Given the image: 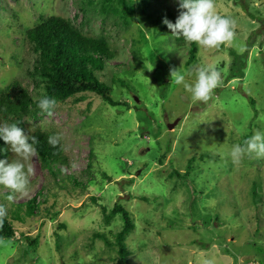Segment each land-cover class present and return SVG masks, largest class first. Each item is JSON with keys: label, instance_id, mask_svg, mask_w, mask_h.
<instances>
[{"label": "rangeland", "instance_id": "obj_1", "mask_svg": "<svg viewBox=\"0 0 264 264\" xmlns=\"http://www.w3.org/2000/svg\"><path fill=\"white\" fill-rule=\"evenodd\" d=\"M117 1L106 10L103 0H0V91L15 80L35 100L42 97V86L34 87L26 75L32 59L21 49L22 37L40 15H55L109 43L114 57L96 78L121 105L112 108L86 94L81 102L57 103L51 116L39 111L25 119L30 127L61 135L64 175L86 189L81 198L57 189L60 196L41 204L35 217L23 215V223L13 224L15 241H0V264H117L114 251L93 238L107 232L101 207L108 211L115 204L133 217L136 231L128 241L142 247L131 264H264V158L252 154L239 164L228 158L232 145L264 132V0H214L215 11L234 20V38L221 48L196 44L188 67V42L177 45L167 33L153 35L158 14L177 18L176 0H125L132 12ZM18 55L23 68L11 64ZM201 67L216 68L220 83L208 99L193 101L171 71L179 69L187 79ZM242 67V76L233 77ZM188 164L192 172L183 178ZM31 165L29 189L10 203L44 193L46 180H53L36 155ZM54 202L59 215L52 224L43 215ZM58 223L66 225L57 232L59 251ZM120 227L119 218L109 225L113 232ZM37 232L43 233L40 247L30 255L20 234Z\"/></svg>", "mask_w": 264, "mask_h": 264}, {"label": "trees", "instance_id": "obj_2", "mask_svg": "<svg viewBox=\"0 0 264 264\" xmlns=\"http://www.w3.org/2000/svg\"><path fill=\"white\" fill-rule=\"evenodd\" d=\"M113 1L103 0L102 4L108 10L115 4ZM117 4L122 7V10L124 6L126 12L133 11L132 4H126L125 0H118ZM165 18L175 23L176 18L171 12H164L162 17L158 14L156 22L153 24V35L159 37L162 33H167L176 42L175 44H185L187 41L172 35L171 31L162 23ZM22 38L21 49L24 51L26 48L32 59L31 63L26 61V75L32 78L34 87L39 88L42 86L43 95L47 94L54 97L57 103H63L70 99L81 102L83 100L82 95L92 94L112 108L121 106L111 98L112 89L96 78V73L103 72L108 66V61L114 57L109 43L103 37L85 35L78 28H75L68 19L60 16L50 15L44 17L40 15L33 26L25 28ZM188 44L186 67L194 62L197 53L196 44L190 42ZM219 47L221 48L222 45ZM11 60V64L16 67H24L22 56L18 55ZM242 70L243 67L239 73L232 76H242ZM120 84L124 85L123 82H120ZM37 101L30 91L21 87L19 82L15 80L7 86L6 90L0 91V123H18L17 126L24 130L25 135L37 138L35 145L36 158L40 167L53 178L52 181L46 180L44 193H37L23 204H12L7 201L6 197L10 190L0 186V191L6 190L0 196V202L5 206V203H10V209L7 211L2 223H0V241L4 239L15 241L18 233L15 232L13 224L15 222L23 223V215L28 220L35 217L41 204L57 198V195L60 196L57 189L63 190V192L65 190L71 192L72 190L73 193L78 194L76 198H81L84 194V188L86 189L85 185L76 177L64 175L62 166L67 164V159L62 154L61 145L59 144L56 148H53L48 143V137L55 132L41 129L39 126L30 127L27 125L25 119L31 116L35 117L40 111L37 108ZM247 138H243L242 144ZM0 149H5L0 154V159L13 160L14 153L8 150V146L2 140H0ZM91 157L92 154L90 153L89 158ZM164 158L165 156L159 158V166L163 165ZM90 169L91 164L88 163L86 171ZM191 172V167L188 164L183 178H189ZM172 173L174 177L181 178L177 172L173 171ZM103 177L111 182V179L106 177L105 174H103ZM37 196H45L46 200L38 203L36 201ZM91 200L96 201L93 198ZM141 200L148 202L146 198H141ZM55 205L56 202L52 203L47 210H44L43 215L52 224L55 223L59 215ZM101 212L107 232L94 233L93 238L101 240L108 252L114 251L113 259L117 264H131V258L134 257L136 251H142V247H133L131 241H128L129 237H133L136 231L133 217L122 204H115L108 211L105 207H101ZM115 218H119L121 227L113 232L109 229V225ZM55 228L57 230L55 233L57 251H59L60 237L57 232L65 230L66 225L58 223ZM42 235L40 232H37L34 236L20 234L24 242L22 246L26 247L27 253L30 255L37 253Z\"/></svg>", "mask_w": 264, "mask_h": 264}, {"label": "clouds", "instance_id": "obj_3", "mask_svg": "<svg viewBox=\"0 0 264 264\" xmlns=\"http://www.w3.org/2000/svg\"><path fill=\"white\" fill-rule=\"evenodd\" d=\"M178 16L175 23L166 18L162 23L177 38L195 43L206 49L216 48L234 38L235 22L233 19L221 16L215 11L214 0H176ZM186 74L179 69L171 71V78L177 85L191 95L193 101L208 99L211 92L220 83V73L214 67H201L194 73ZM137 102V101H136ZM57 100L47 94L37 101V108L43 114L52 115ZM18 123H0V140L8 150L15 154L16 159H0V186L10 190L6 200L11 202L16 194H23L29 189V177L33 174L31 160L36 154L37 138L24 134ZM61 142V135L54 133L48 137V143L56 148ZM5 149H0L2 154ZM255 154L264 158V132L256 131L244 140L243 144H234L228 152V158L234 164H239L245 156ZM7 214V208L0 203V223Z\"/></svg>", "mask_w": 264, "mask_h": 264}, {"label": "water", "instance_id": "obj_4", "mask_svg": "<svg viewBox=\"0 0 264 264\" xmlns=\"http://www.w3.org/2000/svg\"><path fill=\"white\" fill-rule=\"evenodd\" d=\"M177 124V121H175L174 123L168 125V130L172 129V127H174Z\"/></svg>", "mask_w": 264, "mask_h": 264}]
</instances>
